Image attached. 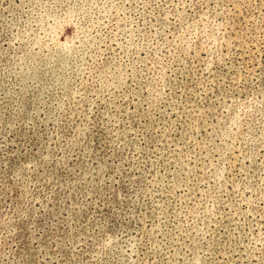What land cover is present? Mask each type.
<instances>
[{
  "label": "rangeland",
  "instance_id": "rangeland-1",
  "mask_svg": "<svg viewBox=\"0 0 264 264\" xmlns=\"http://www.w3.org/2000/svg\"><path fill=\"white\" fill-rule=\"evenodd\" d=\"M0 264H264V0H0Z\"/></svg>",
  "mask_w": 264,
  "mask_h": 264
}]
</instances>
